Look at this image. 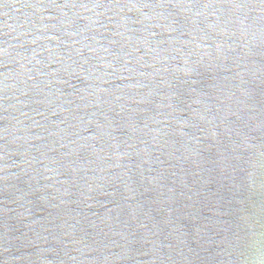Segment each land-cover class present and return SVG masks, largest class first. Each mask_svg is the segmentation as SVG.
<instances>
[{
	"label": "water",
	"instance_id": "water-1",
	"mask_svg": "<svg viewBox=\"0 0 264 264\" xmlns=\"http://www.w3.org/2000/svg\"><path fill=\"white\" fill-rule=\"evenodd\" d=\"M0 264H264V0H0Z\"/></svg>",
	"mask_w": 264,
	"mask_h": 264
}]
</instances>
